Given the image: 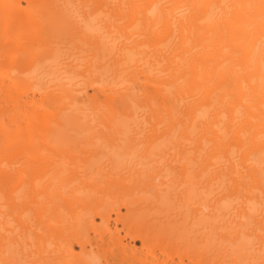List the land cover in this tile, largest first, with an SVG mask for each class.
<instances>
[{"label": "bare ground", "instance_id": "obj_1", "mask_svg": "<svg viewBox=\"0 0 264 264\" xmlns=\"http://www.w3.org/2000/svg\"><path fill=\"white\" fill-rule=\"evenodd\" d=\"M0 264H264V0H0Z\"/></svg>", "mask_w": 264, "mask_h": 264}, {"label": "rangeland", "instance_id": "obj_2", "mask_svg": "<svg viewBox=\"0 0 264 264\" xmlns=\"http://www.w3.org/2000/svg\"><path fill=\"white\" fill-rule=\"evenodd\" d=\"M21 5L22 6H25V3L23 1H21ZM14 97L16 99L18 98V101H20L21 104H25L26 103V106H28V105L33 106L34 104L32 102H33V100H35L36 98H38V95L35 94L34 97H33V94L32 93H25V94L22 93L21 96L18 97V96H15L14 95ZM118 227L120 228V225ZM135 245L138 247V246H140V243L137 242ZM154 247L155 248H153V249L156 252H158V247L157 246H154ZM104 252H105L104 250H100L97 253L102 256V255L105 254ZM143 253H146V250H144ZM175 259H177V257Z\"/></svg>", "mask_w": 264, "mask_h": 264}]
</instances>
